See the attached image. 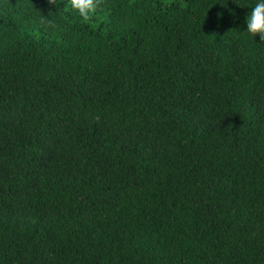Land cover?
<instances>
[{
  "label": "trees",
  "instance_id": "1",
  "mask_svg": "<svg viewBox=\"0 0 264 264\" xmlns=\"http://www.w3.org/2000/svg\"><path fill=\"white\" fill-rule=\"evenodd\" d=\"M260 29L264 0H0V264H264Z\"/></svg>",
  "mask_w": 264,
  "mask_h": 264
},
{
  "label": "clouds",
  "instance_id": "2",
  "mask_svg": "<svg viewBox=\"0 0 264 264\" xmlns=\"http://www.w3.org/2000/svg\"><path fill=\"white\" fill-rule=\"evenodd\" d=\"M252 30V29H250ZM261 32H264V29H260ZM262 39H264V35L261 36Z\"/></svg>",
  "mask_w": 264,
  "mask_h": 264
},
{
  "label": "snow or ice",
  "instance_id": "3",
  "mask_svg": "<svg viewBox=\"0 0 264 264\" xmlns=\"http://www.w3.org/2000/svg\"><path fill=\"white\" fill-rule=\"evenodd\" d=\"M258 26V25H257Z\"/></svg>",
  "mask_w": 264,
  "mask_h": 264
}]
</instances>
